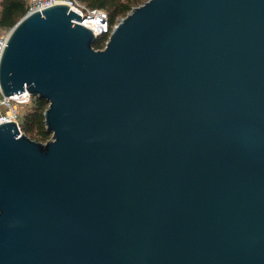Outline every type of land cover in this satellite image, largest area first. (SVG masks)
<instances>
[{"label": "water", "instance_id": "obj_1", "mask_svg": "<svg viewBox=\"0 0 264 264\" xmlns=\"http://www.w3.org/2000/svg\"><path fill=\"white\" fill-rule=\"evenodd\" d=\"M66 4L26 13L0 123V264H264V0H146L105 47Z\"/></svg>", "mask_w": 264, "mask_h": 264}, {"label": "trees", "instance_id": "obj_2", "mask_svg": "<svg viewBox=\"0 0 264 264\" xmlns=\"http://www.w3.org/2000/svg\"><path fill=\"white\" fill-rule=\"evenodd\" d=\"M88 9L104 10L111 25L118 22L133 7L142 4L146 0H78ZM28 11L26 0H0V29L9 30ZM103 37H98L93 44L94 48L102 46ZM48 102L37 96H31L30 101L20 106L19 127L22 133L29 138L45 142L50 133L46 131L44 124V111Z\"/></svg>", "mask_w": 264, "mask_h": 264}, {"label": "built area", "instance_id": "obj_3", "mask_svg": "<svg viewBox=\"0 0 264 264\" xmlns=\"http://www.w3.org/2000/svg\"><path fill=\"white\" fill-rule=\"evenodd\" d=\"M28 4L27 13L42 10L54 4H66L68 8L81 16V20L77 21L89 28L93 34L98 37H103L102 46L97 49H102L107 43L113 25L110 24L107 13L101 9H88L78 0H26ZM9 30L0 29V58L5 48L8 39ZM30 93L24 89L18 94L11 96H3L0 91V123L14 121L18 126L19 133V108L30 101Z\"/></svg>", "mask_w": 264, "mask_h": 264}, {"label": "rangeland", "instance_id": "obj_4", "mask_svg": "<svg viewBox=\"0 0 264 264\" xmlns=\"http://www.w3.org/2000/svg\"><path fill=\"white\" fill-rule=\"evenodd\" d=\"M119 19H120V18H119ZM19 109H20V108H19ZM50 137H51V135H50ZM50 137H49V138H50Z\"/></svg>", "mask_w": 264, "mask_h": 264}]
</instances>
